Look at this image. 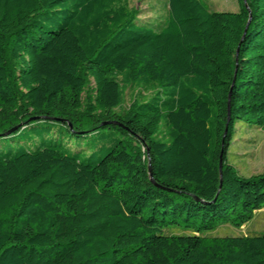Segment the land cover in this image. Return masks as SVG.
<instances>
[{"label":"trees","instance_id":"obj_1","mask_svg":"<svg viewBox=\"0 0 264 264\" xmlns=\"http://www.w3.org/2000/svg\"><path fill=\"white\" fill-rule=\"evenodd\" d=\"M245 3L142 22L128 0H0V138L28 131L0 151V264H264V234L205 236L264 208V173L227 159L238 122L264 132Z\"/></svg>","mask_w":264,"mask_h":264},{"label":"rangeland","instance_id":"obj_2","mask_svg":"<svg viewBox=\"0 0 264 264\" xmlns=\"http://www.w3.org/2000/svg\"><path fill=\"white\" fill-rule=\"evenodd\" d=\"M212 11L237 12L239 0H204ZM129 6L133 10H138V20L142 22H154L162 19L167 12V0H128ZM90 87L92 81L90 80ZM138 89H128L125 95L126 106L137 96ZM59 125L53 126L54 134H57ZM28 133V131L23 134ZM23 134L0 138V151H5L9 147L18 148L24 144ZM60 136L66 138L67 134ZM227 159L229 164L240 176L250 177L264 173V132L254 125L238 122L234 128L233 140L229 146ZM166 234L189 233L178 229L165 231ZM264 234V208L255 212L253 218L243 226L236 228L230 224H221L215 231L207 233V237H227V236H252Z\"/></svg>","mask_w":264,"mask_h":264},{"label":"water","instance_id":"obj_3","mask_svg":"<svg viewBox=\"0 0 264 264\" xmlns=\"http://www.w3.org/2000/svg\"><path fill=\"white\" fill-rule=\"evenodd\" d=\"M243 3L246 5L245 0H243ZM249 22H250V12H249V20H248V22H247V24H246V27H245L244 33H245L246 29H247V26H248ZM228 122H229V118L227 119V124H226L225 129H224L223 138L226 136L227 131H228ZM18 127H20V126H17V127L13 128V129H11L10 131L4 133V134L1 135V136H3V137L8 136V135L11 134L12 132H14ZM70 127H71V126H70ZM221 170H222V151H221V153H220V160H219V173H220V175H221ZM148 175H149L150 180L152 181V173H151L150 165H148ZM219 187H221V182H220V186H219Z\"/></svg>","mask_w":264,"mask_h":264}]
</instances>
